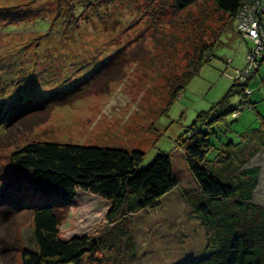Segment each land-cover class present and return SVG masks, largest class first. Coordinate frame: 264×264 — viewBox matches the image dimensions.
Returning <instances> with one entry per match:
<instances>
[{
  "label": "rangeland",
  "instance_id": "rangeland-1",
  "mask_svg": "<svg viewBox=\"0 0 264 264\" xmlns=\"http://www.w3.org/2000/svg\"><path fill=\"white\" fill-rule=\"evenodd\" d=\"M89 2L85 15L75 5L76 19L66 21V12L57 16V0H0V264H20V248L34 246L27 205L48 197L21 190L3 174L9 153L33 140L140 149L141 166L159 150L169 153L178 185L157 206L123 217L130 238L94 250L84 264H191L205 250L207 230L184 198L183 189L197 185L177 140L198 112L222 98L232 83L225 66L241 68L252 43L234 20L226 27L211 0L181 11L144 0ZM219 33L191 89L172 99L175 77L194 68L202 46ZM247 86L252 92L235 94L228 105L245 108L212 127L217 147L219 140L238 142L264 117L262 66ZM249 165L260 168L253 201L264 206V148ZM108 209L100 197L77 190L58 207L59 229L70 238L111 227Z\"/></svg>",
  "mask_w": 264,
  "mask_h": 264
},
{
  "label": "trees",
  "instance_id": "trees-1",
  "mask_svg": "<svg viewBox=\"0 0 264 264\" xmlns=\"http://www.w3.org/2000/svg\"><path fill=\"white\" fill-rule=\"evenodd\" d=\"M144 1L181 11L199 0ZM211 1L227 17V27L235 21L246 0ZM79 4L85 15L92 2L57 0V16L66 12V21H70L75 5ZM235 29L242 36L236 26ZM219 35L202 46L194 68L175 77L172 99L210 62ZM252 76L245 81L231 79L222 98L208 110L198 112L177 140L197 185L195 190L184 188V198L207 230L205 250L191 264H264V206L253 201L260 168L249 165L251 158L264 148V117L259 115L258 129L241 133L238 142L219 140L217 147L209 137L214 133L215 121L223 120L227 113L238 115L245 108L228 105L235 94L246 97L252 92H246ZM20 116L16 115L11 122ZM143 159L140 149L57 141L33 140L13 149L3 174L19 184L21 190L31 189L36 195L48 196L44 202L27 205L33 221L34 246L21 248L20 264H84L85 257L94 250L108 249L122 238H130L120 223L122 218L157 206L178 185L169 153L157 151L146 166H141ZM13 189L11 186L10 190ZM77 190L98 196L109 205L106 217L111 227L101 225L87 236H63L58 207L71 203Z\"/></svg>",
  "mask_w": 264,
  "mask_h": 264
},
{
  "label": "built area",
  "instance_id": "built-area-1",
  "mask_svg": "<svg viewBox=\"0 0 264 264\" xmlns=\"http://www.w3.org/2000/svg\"><path fill=\"white\" fill-rule=\"evenodd\" d=\"M235 26L243 37L251 40L252 46L246 51L245 63L241 68L228 64L223 73L232 80L245 81L261 65L264 67V0H246L237 13ZM227 62H232V59L228 58Z\"/></svg>",
  "mask_w": 264,
  "mask_h": 264
},
{
  "label": "crops",
  "instance_id": "crops-1",
  "mask_svg": "<svg viewBox=\"0 0 264 264\" xmlns=\"http://www.w3.org/2000/svg\"><path fill=\"white\" fill-rule=\"evenodd\" d=\"M223 63H221V65H220V69H219V71H221L222 69H221V67L222 66H224V64L222 65ZM208 67H210V66H208ZM212 67V66H211ZM191 83H192V79L190 80V82L188 83V85L190 86L189 88L191 89ZM209 83V82H208ZM187 85V86H188Z\"/></svg>",
  "mask_w": 264,
  "mask_h": 264
},
{
  "label": "bare ground",
  "instance_id": "bare-ground-1",
  "mask_svg": "<svg viewBox=\"0 0 264 264\" xmlns=\"http://www.w3.org/2000/svg\"><path fill=\"white\" fill-rule=\"evenodd\" d=\"M18 115V114H17ZM27 245V244H26ZM15 246H18V245H15ZM14 247V246H13ZM21 249V248H20Z\"/></svg>",
  "mask_w": 264,
  "mask_h": 264
}]
</instances>
